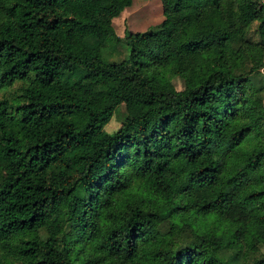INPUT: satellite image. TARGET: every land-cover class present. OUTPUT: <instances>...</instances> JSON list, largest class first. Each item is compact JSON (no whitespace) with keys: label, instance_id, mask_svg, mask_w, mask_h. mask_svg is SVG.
<instances>
[{"label":"trees","instance_id":"trees-1","mask_svg":"<svg viewBox=\"0 0 264 264\" xmlns=\"http://www.w3.org/2000/svg\"><path fill=\"white\" fill-rule=\"evenodd\" d=\"M132 2L0 0V264H264V0Z\"/></svg>","mask_w":264,"mask_h":264},{"label":"rangeland","instance_id":"rangeland-1","mask_svg":"<svg viewBox=\"0 0 264 264\" xmlns=\"http://www.w3.org/2000/svg\"><path fill=\"white\" fill-rule=\"evenodd\" d=\"M162 10L160 0H133L132 4L123 9V11L112 19V25L118 36L123 37L125 31H144L149 26L158 24L162 20ZM126 56L124 50L117 49L110 54L104 55V60L107 62H119ZM88 70L84 68H76L72 73L68 74L64 83L67 85L72 84L77 79L84 76ZM171 82V92L173 93H187L188 89L184 83V80L177 76L168 74ZM253 85L255 87L262 86L264 83L263 75L261 72L253 76ZM15 87V86H13ZM11 89L4 90L6 94H12ZM257 101L264 105V90L258 94ZM125 116L124 105H120L108 124L105 125L102 135L99 136V140H105L113 137L120 131V124ZM230 207H235L234 198L229 201ZM44 235V232L41 233Z\"/></svg>","mask_w":264,"mask_h":264},{"label":"crops","instance_id":"crops-1","mask_svg":"<svg viewBox=\"0 0 264 264\" xmlns=\"http://www.w3.org/2000/svg\"><path fill=\"white\" fill-rule=\"evenodd\" d=\"M161 3V2H160ZM161 10H162V7H161Z\"/></svg>","mask_w":264,"mask_h":264}]
</instances>
